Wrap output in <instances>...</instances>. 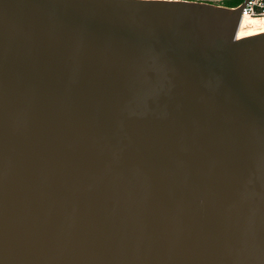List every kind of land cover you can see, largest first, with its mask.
<instances>
[{"label":"water","instance_id":"obj_1","mask_svg":"<svg viewBox=\"0 0 264 264\" xmlns=\"http://www.w3.org/2000/svg\"><path fill=\"white\" fill-rule=\"evenodd\" d=\"M247 2L0 0V264H264Z\"/></svg>","mask_w":264,"mask_h":264},{"label":"bare ground","instance_id":"obj_2","mask_svg":"<svg viewBox=\"0 0 264 264\" xmlns=\"http://www.w3.org/2000/svg\"><path fill=\"white\" fill-rule=\"evenodd\" d=\"M256 26L257 28H255ZM262 31H264V17H244L238 36L259 33Z\"/></svg>","mask_w":264,"mask_h":264},{"label":"built area","instance_id":"obj_3","mask_svg":"<svg viewBox=\"0 0 264 264\" xmlns=\"http://www.w3.org/2000/svg\"><path fill=\"white\" fill-rule=\"evenodd\" d=\"M242 5L243 3H241L239 6ZM242 16L243 18L264 17V0H248V2L243 6Z\"/></svg>","mask_w":264,"mask_h":264},{"label":"trees","instance_id":"obj_4","mask_svg":"<svg viewBox=\"0 0 264 264\" xmlns=\"http://www.w3.org/2000/svg\"><path fill=\"white\" fill-rule=\"evenodd\" d=\"M244 0H223V3L220 5L227 7H238Z\"/></svg>","mask_w":264,"mask_h":264},{"label":"rangeland","instance_id":"obj_5","mask_svg":"<svg viewBox=\"0 0 264 264\" xmlns=\"http://www.w3.org/2000/svg\"><path fill=\"white\" fill-rule=\"evenodd\" d=\"M198 1H204V2H209L212 4L220 5L223 3V0H198ZM261 18V17H260ZM257 28V26L255 27ZM259 28V27H258ZM260 29V28H259Z\"/></svg>","mask_w":264,"mask_h":264}]
</instances>
